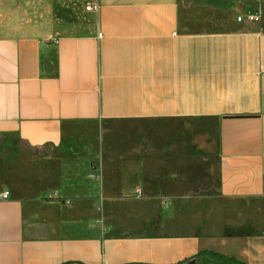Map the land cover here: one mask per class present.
<instances>
[{
    "label": "crops",
    "instance_id": "1",
    "mask_svg": "<svg viewBox=\"0 0 264 264\" xmlns=\"http://www.w3.org/2000/svg\"><path fill=\"white\" fill-rule=\"evenodd\" d=\"M74 2L37 33L5 30L0 0V264H264V0ZM256 11L259 23L238 22ZM210 120L214 186L187 142L189 124ZM110 123L138 138L114 194L167 199L138 210L130 233L98 222L111 190L100 169L86 185L72 157ZM5 146L32 159L27 182L54 184L5 179L21 164Z\"/></svg>",
    "mask_w": 264,
    "mask_h": 264
},
{
    "label": "rangeland",
    "instance_id": "2",
    "mask_svg": "<svg viewBox=\"0 0 264 264\" xmlns=\"http://www.w3.org/2000/svg\"><path fill=\"white\" fill-rule=\"evenodd\" d=\"M2 1V0H1ZM75 0H5V30L9 31H26L44 33L52 31L54 26L52 23L53 16L61 13H66V9L74 6ZM61 11V12H60ZM208 124L202 125V129H193V126L189 124L190 132H187V142L196 143L201 147V154H203L202 161L209 167L211 176L209 177L208 184L215 185V157L218 147L217 138V125L214 121H207ZM138 138L136 133H130L127 128L119 127L113 123H110L104 129L99 130L94 134L87 135V138L82 139L80 144V151L77 150V154L72 157L74 159L86 160V176L85 183L90 185V168L91 164L94 167L99 168L104 177V181L107 182V186L111 190L120 179V172L123 174V170L132 168L130 163H119L117 159H129L134 157L133 151L136 150ZM88 148L91 153H83ZM18 159L21 164L18 168L12 170L5 169V179L8 178H20L25 181L28 188H40L41 186H51L54 182L49 181V177L38 179L36 182L29 183L25 179L29 175H33L36 168L33 166L32 159L27 157L26 151L14 153L5 146V160ZM205 159H208L205 162ZM52 168V165H46L45 171ZM85 169V168H84ZM22 183V184H23ZM19 184V183H18ZM204 184V183H203ZM20 185V184H19ZM87 199L89 197H86ZM51 200H59L60 197L56 193H52L49 196ZM65 204L73 205L76 198H62ZM167 199H156L154 201L148 198L147 195L137 194L136 196L122 195L118 198L113 190H107L105 194L99 195L96 198L95 212L99 215L98 222L102 225L110 224L116 226L117 232H133V218L132 216L140 209H152L159 206L160 202ZM185 203L186 199H182ZM144 220V218H143Z\"/></svg>",
    "mask_w": 264,
    "mask_h": 264
},
{
    "label": "built area",
    "instance_id": "3",
    "mask_svg": "<svg viewBox=\"0 0 264 264\" xmlns=\"http://www.w3.org/2000/svg\"><path fill=\"white\" fill-rule=\"evenodd\" d=\"M255 3H259L261 0H252ZM87 11L93 12V13H98L99 7L97 5H92V6H87L86 8ZM260 12H252L248 13L245 17H238V22H243V23H249V24H257L260 21ZM89 178L93 181H102V175L100 173L99 168L95 167L93 169V172L90 173ZM11 196V193L9 191H5L4 193L0 194V200H8Z\"/></svg>",
    "mask_w": 264,
    "mask_h": 264
},
{
    "label": "trees",
    "instance_id": "4",
    "mask_svg": "<svg viewBox=\"0 0 264 264\" xmlns=\"http://www.w3.org/2000/svg\"><path fill=\"white\" fill-rule=\"evenodd\" d=\"M65 155H67L70 151L69 150H66V149H63V151H62ZM33 156H41V154L40 153H33ZM50 156V154H47V155H45V157H49ZM239 264V263H238Z\"/></svg>",
    "mask_w": 264,
    "mask_h": 264
},
{
    "label": "water",
    "instance_id": "5",
    "mask_svg": "<svg viewBox=\"0 0 264 264\" xmlns=\"http://www.w3.org/2000/svg\"><path fill=\"white\" fill-rule=\"evenodd\" d=\"M187 264H196V262L195 261H192V262H189Z\"/></svg>",
    "mask_w": 264,
    "mask_h": 264
}]
</instances>
